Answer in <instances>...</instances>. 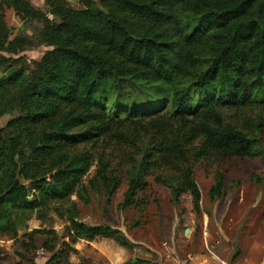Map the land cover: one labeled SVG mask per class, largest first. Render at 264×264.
Instances as JSON below:
<instances>
[{
  "label": "trees",
  "instance_id": "16d2710c",
  "mask_svg": "<svg viewBox=\"0 0 264 264\" xmlns=\"http://www.w3.org/2000/svg\"><path fill=\"white\" fill-rule=\"evenodd\" d=\"M44 1L46 12L0 0V120L15 116L0 127V241L18 243L25 262L42 250L44 264H70L80 241L133 250L79 209L101 196L111 206L124 181L122 213L145 212L153 179L175 205L189 194L199 214L198 165L219 167L217 202L228 194L222 168L264 160V0ZM6 10L42 31L12 41ZM41 46L51 50L32 67L15 58ZM127 84L139 99L128 101ZM51 215L62 234L29 231Z\"/></svg>",
  "mask_w": 264,
  "mask_h": 264
},
{
  "label": "rangeland",
  "instance_id": "374dc122",
  "mask_svg": "<svg viewBox=\"0 0 264 264\" xmlns=\"http://www.w3.org/2000/svg\"><path fill=\"white\" fill-rule=\"evenodd\" d=\"M28 1L35 9L46 12L44 0ZM68 1L77 7L74 0ZM5 17L12 41L18 38L33 40L43 29L40 23L23 22L13 10H6ZM50 50L44 46L34 47L15 58L22 59L32 67ZM0 77L4 76L0 73ZM126 90L128 101L131 96L139 99L142 94L139 87L134 90L130 84L126 85ZM13 117V114L3 117L0 127L3 128ZM243 164L238 170L221 169L226 176L228 194L217 202L211 201L209 191L215 183V173L219 167L206 164L196 167L195 180L201 191L199 214L189 194L175 205L171 201V191L149 179L150 189L141 197L144 213L135 208L123 213L118 210L128 188L127 181H124L111 206L106 205L103 196L95 197L91 206L80 203L81 220L91 226L105 224L120 229L131 242L132 239H142L143 242H139L133 250L123 252L119 250L121 246L109 240V244L118 246L119 264H129L133 260L140 264H264V160H248ZM94 173L95 169L89 179ZM137 221H140V226L130 228ZM65 225L64 221L51 215V220L45 223L33 218L29 222V231L55 229L62 234ZM103 240L98 239L95 247L80 241L76 246L79 255L72 256L70 264H110L95 251ZM0 247L3 250V264H44L49 258L39 250L30 254L32 263H27L19 256L22 251L18 243L0 241ZM238 252H241L240 256L233 261Z\"/></svg>",
  "mask_w": 264,
  "mask_h": 264
},
{
  "label": "crops",
  "instance_id": "0c3cea01",
  "mask_svg": "<svg viewBox=\"0 0 264 264\" xmlns=\"http://www.w3.org/2000/svg\"><path fill=\"white\" fill-rule=\"evenodd\" d=\"M174 237V236H173ZM133 243L135 244V247L136 245L139 244V242H143L142 239H136V240H133ZM136 241V242H134ZM138 241V242H137ZM109 240L108 239H104L103 242H101L102 244H99V246H96V250L97 252H99L100 254H102L101 257H104L106 260H108L110 262V264H119L120 262L117 260V257H118V246H114V245H111L108 243ZM174 242V238L172 239V243ZM88 243V242H87ZM97 241L93 242V243H88L89 245L91 246H94L97 245ZM110 245V246H109ZM121 252L125 251V250H129V249H123L122 247H120L119 249ZM156 252V251H155ZM157 253V252H156ZM125 254V253H124ZM123 255V254H122ZM126 255V254H125ZM103 258V259H104ZM100 259V258H99ZM138 261H136V264H137ZM132 263V261H131Z\"/></svg>",
  "mask_w": 264,
  "mask_h": 264
},
{
  "label": "water",
  "instance_id": "95a60500",
  "mask_svg": "<svg viewBox=\"0 0 264 264\" xmlns=\"http://www.w3.org/2000/svg\"><path fill=\"white\" fill-rule=\"evenodd\" d=\"M132 264H136V260H133V261H132Z\"/></svg>",
  "mask_w": 264,
  "mask_h": 264
}]
</instances>
